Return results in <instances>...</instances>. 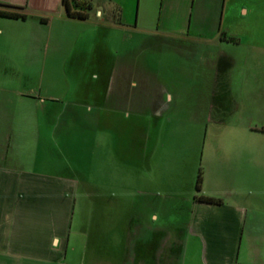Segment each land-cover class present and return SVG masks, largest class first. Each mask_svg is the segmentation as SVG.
I'll return each instance as SVG.
<instances>
[{"label": "crops", "instance_id": "crops-1", "mask_svg": "<svg viewBox=\"0 0 264 264\" xmlns=\"http://www.w3.org/2000/svg\"><path fill=\"white\" fill-rule=\"evenodd\" d=\"M66 1L83 17L63 0H0L25 15H0V264H264V0ZM137 39L196 47L199 74L167 58L165 77ZM64 83L86 95L73 104L95 129L129 134L132 172L97 183L47 171L46 132L62 137L64 110L46 86ZM171 113L198 133L176 162L150 132ZM100 192L108 234L89 221L73 236L79 194Z\"/></svg>", "mask_w": 264, "mask_h": 264}, {"label": "rangeland", "instance_id": "rangeland-1", "mask_svg": "<svg viewBox=\"0 0 264 264\" xmlns=\"http://www.w3.org/2000/svg\"><path fill=\"white\" fill-rule=\"evenodd\" d=\"M112 39H117V35H112ZM135 42L128 41V44L137 43L143 44L145 47V51H143L144 58H149L150 61L154 64V69L158 72H161L162 75L166 77L167 69L166 63L167 58H177L176 61L181 62L183 60L190 61L192 65L189 73H193L195 75L199 74V65L195 61L198 59L197 50L192 46H188L187 44H183V48L181 45L177 44L171 48L167 49L165 44L150 45L149 42H143L139 39L134 40ZM113 45V43H111ZM193 47V48H192ZM188 48H192L188 51ZM184 50L185 52H181L180 50ZM186 49V50H185ZM169 51V56H168ZM190 52V53H188ZM182 53L185 55H182ZM175 59H171L172 61ZM164 65H161V64ZM38 69V68H36ZM49 71V67L46 68ZM63 74H73L71 68H63ZM48 74V72H47ZM172 74H175L174 72ZM178 74V72H177ZM181 74V73H179ZM192 84V83H191ZM52 86V87H51ZM47 84L46 91H56L59 99L63 101V128L62 137L54 139L51 135L53 132H50L49 128L46 134V142L45 152L43 153V158L47 161V171H54L55 162L62 169L63 173H74L75 176H85L89 175L92 181L97 183L102 182L104 176H115L118 171L125 170L127 173L133 171V163L128 161L125 155L130 151V136L127 133L125 134V138L119 139L118 134H113V131L104 132L101 128H96L94 124L98 123L97 116H91L90 114H86V107L80 105H74L77 99H81L83 95L78 92L76 84H63L62 90L54 87L53 85ZM56 88V90H55ZM96 92L99 91V85L96 83L95 85ZM61 91V92H60ZM74 102V104H73ZM175 103L181 107V103H187L185 99L176 100ZM182 112V109H179ZM76 111V112H74ZM132 117V116H131ZM183 115L182 113H171L165 114L161 117L159 123L154 125L152 123L150 127L151 139L153 141H157L158 144L166 142L161 147L164 150H167L164 153H160V156L167 157L171 159V161L182 160L185 156L191 155L189 153V149L185 145H183L182 141L189 140L193 141L197 138V135H194V132H186L182 129L183 126ZM146 121L150 119L146 115L142 116ZM47 124L50 125L51 122L54 121V115L50 118L47 116ZM59 118L57 119V121ZM102 120L100 119V123ZM129 122V120H128ZM48 125V126H49ZM93 127V129H92ZM112 132V133H110ZM60 135V134H59ZM53 141V145L55 140H57L59 145L57 147H51L50 142ZM60 141V143H59ZM127 159V162H126ZM126 162V163H125ZM94 170V172H92ZM94 173V174H93ZM91 176L95 178L92 179ZM100 177V178H99ZM133 179L127 180V192H133ZM178 182V180H176ZM101 187V185H100ZM82 189V188H81ZM80 189V190H81ZM85 191V190H84ZM133 195H128V198H132ZM103 202H102V192L92 195L91 197H87L85 194H79L76 205L74 208V216H73V236L77 235V238L81 237V234H85L83 232L77 233L75 230L81 228L83 225H87L89 221L91 224L93 223L95 227L93 229L100 230L102 234H108V232L104 229V227L100 224L103 219L113 221V213L109 215L108 212H103ZM82 230V229H81ZM85 242V239L83 240ZM87 242V241H86ZM80 250H85V247L80 244ZM90 250H95L94 247L90 248Z\"/></svg>", "mask_w": 264, "mask_h": 264}, {"label": "trees", "instance_id": "trees-1", "mask_svg": "<svg viewBox=\"0 0 264 264\" xmlns=\"http://www.w3.org/2000/svg\"><path fill=\"white\" fill-rule=\"evenodd\" d=\"M63 1H64V5L66 6V9H67V12H68L69 15L83 17V14L81 12L71 11L67 1L66 0H63ZM75 5L77 6L78 4L75 3ZM0 15L8 16V17H24L25 16L24 14H19L17 12L7 11V10H3V9L0 10ZM201 182H202V174H201V169H199V172H198V175H197V178H196V189L198 191L201 188ZM198 199L201 200V201L210 202V203H219L221 201L220 199H216V198H213V197H207V196H198Z\"/></svg>", "mask_w": 264, "mask_h": 264}, {"label": "built area", "instance_id": "built-area-1", "mask_svg": "<svg viewBox=\"0 0 264 264\" xmlns=\"http://www.w3.org/2000/svg\"><path fill=\"white\" fill-rule=\"evenodd\" d=\"M78 5L82 2V0H74Z\"/></svg>", "mask_w": 264, "mask_h": 264}]
</instances>
